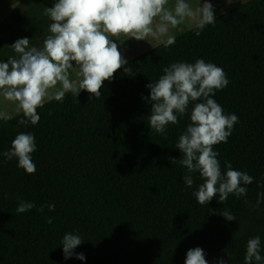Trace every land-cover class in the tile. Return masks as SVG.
Here are the masks:
<instances>
[{"label":"trees","instance_id":"trees-1","mask_svg":"<svg viewBox=\"0 0 264 264\" xmlns=\"http://www.w3.org/2000/svg\"><path fill=\"white\" fill-rule=\"evenodd\" d=\"M53 3L23 0L0 22V59L13 55L10 44L18 38L29 37L32 46L43 42L51 23L43 11ZM200 58L223 68L230 82L212 98L239 118L227 143L213 146L221 170L228 160L254 177L246 197L230 194L224 204L219 194L208 205L197 202L192 193L203 180L196 172L192 187L185 185L182 154L174 147L201 101L190 103L189 114L162 135L150 130L151 104L142 99L164 67ZM128 64L131 76L118 70L99 98L89 100L82 90L77 98L67 93L63 102L46 101L37 109L38 124L27 128L17 125L22 114L0 121V264H185L195 247L204 249L208 264L227 253L228 264H244L247 241L255 236L264 255V200L253 207L264 192L258 187L264 184V0L240 3L199 36L187 29L174 45L158 44ZM20 132L35 136L34 174L2 155ZM18 198L37 207L17 213ZM225 209L236 220L219 214ZM67 232L84 239L74 252L85 260L64 259L60 241Z\"/></svg>","mask_w":264,"mask_h":264},{"label":"clouds","instance_id":"clouds-1","mask_svg":"<svg viewBox=\"0 0 264 264\" xmlns=\"http://www.w3.org/2000/svg\"><path fill=\"white\" fill-rule=\"evenodd\" d=\"M235 0H226L231 5ZM223 11V10H222ZM43 15L51 23L42 46L30 45L29 37L18 38L10 44L13 55L0 59V97L15 105V112L21 115L18 126L25 128L37 125L40 116L38 108L52 100L63 102L71 93L78 97L82 90L92 97L99 98L105 81H111L114 74L123 69L131 76L128 59L122 54L120 45L129 38L147 41L154 48L162 44L168 48L175 44L171 30L181 25L187 26L199 36L207 25H215L214 5L210 0H199L192 6L188 0H54L51 7H45ZM124 37L123 40L120 38ZM75 69V79L70 70ZM156 82L145 87L149 96L142 99L151 104L148 125L150 130L166 135V127L179 123L188 113L189 104L194 106L189 114L190 123L179 135L175 144L182 154L179 163L186 168L183 181L187 187L194 184L193 173L199 172L203 183L192 195L200 205L208 203L218 195V202L224 204L229 195L237 199L246 197L247 185L254 177L246 171L236 170L230 161H224L222 172L218 160L219 153L213 146L227 143L228 137L239 123L236 114H225L222 106L212 97L216 91L229 84L223 68L203 58L194 63L173 62L162 69ZM59 86V87H58ZM51 114V113H49ZM12 117L0 111V121ZM37 150L35 136L31 132H20L11 142V148L2 153L5 161L15 159L17 167L28 174H34L36 165L31 154ZM258 187H264L259 184ZM17 213L36 208L34 202L18 198ZM264 200V192L257 193L258 208ZM245 203H250L245 199ZM49 211L55 205H46ZM41 205L37 210L44 211ZM221 214L226 221L236 220V216L225 209ZM52 223L51 217L47 221ZM84 239L78 234H64L62 245L64 259L75 256L85 260L82 252H74ZM261 238H250L246 244L244 264H264ZM207 253L201 247L186 252L185 264H208ZM220 257L216 264H228Z\"/></svg>","mask_w":264,"mask_h":264},{"label":"rangeland","instance_id":"rangeland-1","mask_svg":"<svg viewBox=\"0 0 264 264\" xmlns=\"http://www.w3.org/2000/svg\"><path fill=\"white\" fill-rule=\"evenodd\" d=\"M247 0H235L234 3L231 5L226 3V0H210V2L214 5V11H215V16H218L225 11L231 9L232 7L243 3ZM170 5L174 3V0H169ZM188 2L192 5L195 6L197 3H199V0H188ZM203 2V0H201ZM23 0H0V22L3 21H8L10 15L15 12V10H19L23 7ZM223 10V11H222ZM189 29L185 25H181L178 29H173L171 30L172 35L176 36L180 34L181 32ZM121 40L124 39V37L120 38ZM41 42L39 46H42ZM152 43L156 46L158 45L155 41H152ZM122 54L126 56L127 59H130L150 48L153 46L147 42V41H136L134 38H129L124 42L123 45H120ZM72 72V78L75 79V69L70 70ZM59 87V86H58ZM0 111H5L7 112L11 117L14 115H17L15 112V105L12 104L11 102H5L3 101V98L0 97Z\"/></svg>","mask_w":264,"mask_h":264}]
</instances>
